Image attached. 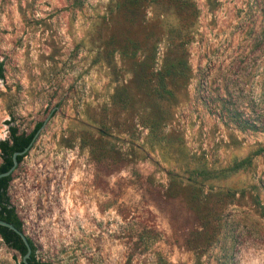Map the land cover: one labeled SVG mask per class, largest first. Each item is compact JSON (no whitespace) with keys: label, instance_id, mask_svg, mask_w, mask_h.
Returning <instances> with one entry per match:
<instances>
[{"label":"rangeland","instance_id":"1","mask_svg":"<svg viewBox=\"0 0 264 264\" xmlns=\"http://www.w3.org/2000/svg\"><path fill=\"white\" fill-rule=\"evenodd\" d=\"M0 62L39 261L264 264V0H0Z\"/></svg>","mask_w":264,"mask_h":264},{"label":"trees","instance_id":"2","mask_svg":"<svg viewBox=\"0 0 264 264\" xmlns=\"http://www.w3.org/2000/svg\"><path fill=\"white\" fill-rule=\"evenodd\" d=\"M4 77V64L3 62H0V79H3ZM160 91L162 92V94L170 93L169 90L164 86L160 87ZM42 125L43 122L37 123L34 129L30 132L20 131L16 126L9 127V136L6 139L0 141V174L9 170L12 167V157L14 152L24 150L33 140L34 136L42 127ZM254 129H258L257 126H254ZM263 152L264 146L260 148L256 153L261 154ZM27 154L28 152L24 155L18 156L19 164L23 161L24 157ZM12 176L13 173L7 177L0 178V219L12 223L23 232V222L20 219L15 206H13V204L11 203L9 197V186L12 181ZM0 236L6 242L7 245H9L21 254L22 260L20 264H25L23 258L27 253V247L23 242L21 236L13 230L1 225ZM28 241L32 248L31 256L28 259L29 263L46 264L37 259V248L33 240L29 236Z\"/></svg>","mask_w":264,"mask_h":264},{"label":"water","instance_id":"3","mask_svg":"<svg viewBox=\"0 0 264 264\" xmlns=\"http://www.w3.org/2000/svg\"><path fill=\"white\" fill-rule=\"evenodd\" d=\"M47 121H48V119L43 122L42 127L39 129V131L34 136L33 140L30 142V144L24 150L14 152L13 157H12V161H13L12 167L9 170L1 173L0 178L7 177L16 170L17 166L19 165L18 156L24 155L27 152H29V150L32 148L34 142L36 141L41 129L46 125ZM0 225L13 230L14 232H16L17 234H19L21 236L23 242L25 243V245L27 247V253L24 256L23 261L25 264H30L28 259L31 256L32 248H31L30 243L28 241V236L24 232H22L20 229H18L15 225H13L12 223H9V222H6V221L0 219Z\"/></svg>","mask_w":264,"mask_h":264}]
</instances>
